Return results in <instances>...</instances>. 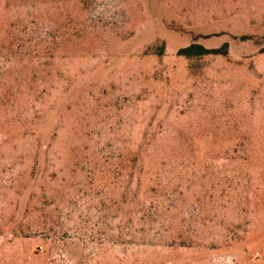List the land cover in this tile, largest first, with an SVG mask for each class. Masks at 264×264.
Wrapping results in <instances>:
<instances>
[{"label":"rangeland","instance_id":"374dc122","mask_svg":"<svg viewBox=\"0 0 264 264\" xmlns=\"http://www.w3.org/2000/svg\"><path fill=\"white\" fill-rule=\"evenodd\" d=\"M0 264H264V0H0Z\"/></svg>","mask_w":264,"mask_h":264},{"label":"trees","instance_id":"16d2710c","mask_svg":"<svg viewBox=\"0 0 264 264\" xmlns=\"http://www.w3.org/2000/svg\"><path fill=\"white\" fill-rule=\"evenodd\" d=\"M244 38H247L249 36H243ZM228 42H225L222 46L216 47V48H208L200 43H191L188 46L182 47L178 50V53L180 55H203V54H227L228 53Z\"/></svg>","mask_w":264,"mask_h":264}]
</instances>
